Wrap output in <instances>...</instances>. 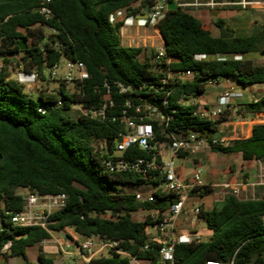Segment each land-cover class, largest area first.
<instances>
[{"label":"trees","instance_id":"trees-1","mask_svg":"<svg viewBox=\"0 0 264 264\" xmlns=\"http://www.w3.org/2000/svg\"><path fill=\"white\" fill-rule=\"evenodd\" d=\"M42 0H0V207L16 211L22 207L23 195L17 187L38 193L67 195L63 208L51 213L48 230L39 226H14L5 223L0 231V256H25L29 246L37 245L36 264H54L40 242L66 228L85 237L97 235L116 240L119 246L140 261L155 264L157 245L143 247V228L151 222L149 215L135 217L138 209H162L169 195H157L155 202L138 200L135 192L121 186L147 184L137 172L114 173L102 165L104 154L94 150V139L112 137L120 127L117 122H101L77 114L72 106L96 105L109 86L110 96L122 107L125 99L133 104L143 99L170 114L167 131L183 135L195 130L205 136L215 131L213 122L192 114L193 106L181 104V96L204 93L209 81L220 78L235 80L246 86L264 83V64H255L246 54H264V31L260 35L222 37L184 6L167 8L156 26L164 38L166 56L172 60L171 70L190 69L193 77L176 81L168 94V104L161 102L163 90L154 92L149 83L162 75L158 63L150 61L145 46L120 43L119 27L123 19L109 16L121 10L124 16L141 15L153 0H50L52 16L45 18L37 10ZM172 3L173 0H166ZM221 20L215 23L219 25ZM45 28L54 31L46 32ZM22 29L24 30L22 32ZM20 37L27 42L21 50ZM25 72L37 71L41 78L44 66L64 56L81 60L89 77L67 88L58 81V91L45 93L44 88L32 97L25 86L12 77V61ZM208 58L195 60L194 54ZM220 55L223 58H217ZM237 55L239 58H234ZM156 65V66H155ZM159 66V65H158ZM163 71V70H162ZM145 86L138 87L142 81ZM131 85L132 89L116 92L115 83ZM61 105L41 112L39 106ZM174 109L172 112L171 109ZM247 111H264V94L244 104ZM133 109H128L132 113ZM226 117H222L225 119ZM156 136L159 126L153 122ZM212 150L239 153L249 163L264 161V123H254L251 135L231 139L225 146ZM134 155L143 151L133 148ZM262 186L258 185L256 194ZM201 217L211 234L199 243L176 244V264H204L206 260L231 264H264V199H239L226 195L220 202L202 207ZM69 238H71L69 236ZM9 245L2 250L5 243ZM85 264H134L128 255L107 253L92 256Z\"/></svg>","mask_w":264,"mask_h":264},{"label":"built area","instance_id":"built-area-1","mask_svg":"<svg viewBox=\"0 0 264 264\" xmlns=\"http://www.w3.org/2000/svg\"><path fill=\"white\" fill-rule=\"evenodd\" d=\"M50 0H42L37 10L45 18L52 16V10L48 5ZM238 4L241 7L257 6L264 3V0H238L228 2ZM218 2L210 0L207 2L191 1L180 4L181 6H199V5H215ZM167 10L166 0H153L148 5V11L139 16H124L121 10L110 14L109 20L113 21L115 17L123 19L119 27L120 43L127 46H140L134 44V39L128 32L129 27H146L147 25L156 26V22L161 19ZM54 31V29H51ZM125 33H127L125 35ZM124 38V39H123ZM142 46V45H141ZM165 43L161 37V42L152 49L150 61L157 64L162 75L156 83H149V87L154 92L163 90L166 94L161 102L164 106L168 104V94L172 89L167 85H172L176 81L185 82L192 79L193 71L190 69L171 70L167 67L172 60L166 56L164 49ZM146 47V46H145ZM217 58H223L216 55ZM208 58L205 53L194 54L195 60ZM234 58H239L235 55ZM159 65V66H158ZM156 66V65H155ZM163 70V71H162ZM44 78L40 77L37 71L25 72L19 71L14 74L18 82L29 88L36 81L44 79H57L64 81L66 84L82 81L89 77L86 65L81 60H74L67 57H60L57 62L50 66H44L42 71ZM222 80H231L220 78L215 81H209L206 86L215 85L222 89L216 92L211 102L200 95L181 96L179 102L185 105L193 106L192 114L199 119L211 121L214 124L215 131L209 136H205L195 130H185L183 135H176L167 131L168 119L170 114L163 113L161 109L151 102L143 99L142 103L133 104L130 99H125L122 107L116 112L119 106L110 96L109 86L106 85L105 94L96 105L84 106L82 103H76L72 109L80 115L101 122H117L119 128L115 135L103 139H94L92 146L94 150L104 154L101 159L102 165L109 172H137L145 179V182L151 186V191L143 197L142 200L155 202L157 195H169L170 201H166V205L160 208L143 209L147 210L151 222L143 228L145 236L144 248L150 244L157 245L158 261L155 264H176L174 261V248L176 244L199 243L206 240L196 227L201 217L202 207H205L202 199L206 196L211 197V204L220 202L226 195H233L239 198L243 193V198L249 199L257 197L264 199V181L256 180H224L220 183H212L204 181V163L198 159V155L203 149H211L212 146H225L230 139L219 135L220 131L217 126L224 119H219L221 115L228 109L232 98L241 96L240 92L228 84H220ZM148 81H142L138 87L145 86ZM116 92L122 93L130 91L131 85H124L120 82L115 83ZM55 90L45 89V93L51 94L57 92ZM61 105L58 99L54 105L39 106L41 112L53 109ZM132 108L133 112L128 113V109ZM173 112L174 109L172 108ZM153 122L159 126V134L163 137L156 136ZM111 138L109 150L107 149V139ZM133 148L143 151L141 155H134ZM260 161V160H256ZM261 185L257 194L250 193L252 196L247 197V191L254 186ZM257 188V187H256ZM67 195L64 192L59 193H38L27 189V193L23 195V204L19 210L12 211L0 207V231L4 229L5 223L14 226H39L48 230L51 223L50 216L55 210L61 209L66 204ZM197 200V201H196ZM69 239V234L64 230H60ZM72 242L68 240L60 244V251L66 255L78 254L86 261L90 257L100 254L104 251L107 253H117L120 255H128L134 264H151L149 262L140 261L133 255L129 254L119 246L116 240H108L97 235L85 236L81 241L74 236H70ZM9 242L5 243L2 250H5ZM204 264H231L216 260H206Z\"/></svg>","mask_w":264,"mask_h":264},{"label":"rangeland","instance_id":"rangeland-1","mask_svg":"<svg viewBox=\"0 0 264 264\" xmlns=\"http://www.w3.org/2000/svg\"><path fill=\"white\" fill-rule=\"evenodd\" d=\"M140 15V14H139ZM134 15V16H139ZM24 30L22 29V32ZM46 32H49L50 30L45 28ZM127 33H125L126 35ZM119 37L121 39L120 30H119ZM131 37L134 39L135 45H142L147 47L146 54H149L150 48H154L161 42V35L159 33V30L157 26H151L147 25L146 27H138V29H134V31L131 32ZM124 39V38H123ZM25 43L27 45V42L25 40ZM21 56L20 54H16L13 57L12 61V74H17L19 71H23L21 69V65H18L17 61L19 60ZM247 58H252V61L255 64H264V54H246ZM2 59L0 55V65H2ZM11 74V75H12ZM15 77V76H14ZM58 87V80L57 79H44L39 80L34 83L31 87L26 88V90L31 94L32 97H35L39 92L40 89L44 90L50 89L55 90ZM68 89H72V85L70 83L67 84ZM222 89L220 86L215 85H209L206 87V90L204 93L200 94V96L205 97L207 94L211 95L214 91L217 92L218 90ZM253 90V96H260L262 93H264V83H256L252 85ZM249 96L250 93L246 91ZM213 101V100H212ZM247 101V100H246ZM211 102V101H210ZM231 107H228V109L225 111L223 115L220 116L219 119H222V117H226V124L218 125L221 129H223L219 135H222L226 138L232 137V119L241 120L243 113H237L234 114L231 110ZM240 111V110H239ZM241 112V111H240ZM244 121V119H242ZM257 123V122H256ZM240 136V134H238ZM198 159L202 160L204 163V168L206 169L208 166L213 167L216 172H219L220 175L217 177V180H231L230 178H234L236 180H249L251 182H255L256 173L258 172L259 168L262 170V173H264V163H259L256 160L252 162H245L240 154L238 153H224L220 151H214L212 149H203L202 152L198 155ZM238 177V179H237ZM124 191L128 192H135L137 194L138 200H142L143 197H145L150 191L151 186L149 184H135V185H123L121 186ZM256 185L254 186V190L250 188L246 193L247 197H251L252 195L250 193H255ZM15 191L21 195H25L27 193V189L25 187H17ZM243 193L239 195V198H243ZM197 201V200H196ZM204 205L209 207L211 205V197L206 196L202 201ZM147 214V210L138 209L137 211L133 212V215L135 217L143 216ZM196 227L201 232V234L208 238V235L211 234L210 229L207 228L206 223L204 220H199L196 223ZM69 229V228H68ZM64 229L65 233L69 234V230ZM80 239L82 240L83 237L81 236ZM65 241L64 237L60 236L58 233L53 232L52 235L49 238H46L40 242V245L42 246L45 253L49 256H52L54 258V264H85L86 260L83 259L78 254H72V255H66L60 251V244ZM37 245L29 246L25 250V256L22 255H16V256H8L6 259L3 258V256H0V264H36L37 262ZM100 254L107 255V252L104 251ZM100 254H96L95 256H98Z\"/></svg>","mask_w":264,"mask_h":264},{"label":"crops","instance_id":"crops-1","mask_svg":"<svg viewBox=\"0 0 264 264\" xmlns=\"http://www.w3.org/2000/svg\"><path fill=\"white\" fill-rule=\"evenodd\" d=\"M191 1H200V2H207L210 0H173L172 3L167 2V8L180 5L183 3H188ZM218 2V4L215 5H199V6H184L186 10L191 13L192 15L199 18L204 24L208 25L213 33L217 36L222 37H232V36H249V35H260L262 31H264V3L257 5V6H247V7H241L238 4L228 3V2H235L238 0H214ZM221 20L222 22L217 25L215 22ZM129 34H131L134 29H138L136 27H129L128 28ZM255 54V53H252ZM12 74L11 76H13ZM230 84L235 91L240 92L241 96L234 97L231 100V103L229 107H231L234 114L237 113H243L244 116L241 118L244 119V121L236 119H232V137L231 139L235 138H245L251 135L252 131V125L254 123H264V111H255L250 112L247 111L244 108V104L249 102L251 99H257L260 96L254 97L252 85L249 84L246 86H243L239 83H237L235 80H222L220 81V84ZM248 91L251 96H249L247 93ZM216 95V92L214 91L211 93V95H206L204 98L207 102H210L214 99ZM247 100V101H246ZM241 112H240V111ZM226 119L223 120L222 124H226ZM217 130L220 132L223 130L220 127H216ZM240 134V136H238ZM239 154V153H238ZM202 161V160H201ZM203 162V161H202ZM259 163H264V161H257ZM220 175L219 172H216L213 167H207L204 172V181L205 182H212V183H220L222 181L217 180V177ZM256 180H262L264 181V173H262V170L259 168L258 172L255 174ZM231 180L238 181V177L236 179L230 178ZM68 229V228H66ZM69 230V236H74L77 240L81 241L80 235L75 233L72 229ZM53 233V232H52ZM51 233V235H52ZM60 236L64 237L65 241L68 240L70 243L72 242V239H68L64 234L61 232H56Z\"/></svg>","mask_w":264,"mask_h":264},{"label":"water","instance_id":"water-1","mask_svg":"<svg viewBox=\"0 0 264 264\" xmlns=\"http://www.w3.org/2000/svg\"><path fill=\"white\" fill-rule=\"evenodd\" d=\"M148 11V6L145 8V12H147ZM160 33V32H159ZM160 35H161V33H160ZM161 37H162V35H161ZM162 39H163V41H164V38L162 37ZM17 44H18V46H19V48L21 49V50H24V49H26V47H27V45H26V43H25V39L23 38V37H20L19 39H18V41H17ZM12 77H14V75L12 76ZM110 144H111V138H108L107 139V142H106V146H107V149L109 150V148H110ZM141 175V174H140Z\"/></svg>","mask_w":264,"mask_h":264}]
</instances>
